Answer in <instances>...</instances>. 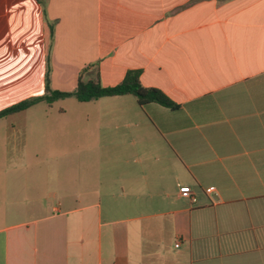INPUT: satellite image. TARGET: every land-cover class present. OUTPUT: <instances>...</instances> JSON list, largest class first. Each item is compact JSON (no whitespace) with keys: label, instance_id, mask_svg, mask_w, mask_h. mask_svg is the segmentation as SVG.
<instances>
[{"label":"crops","instance_id":"crops-1","mask_svg":"<svg viewBox=\"0 0 264 264\" xmlns=\"http://www.w3.org/2000/svg\"><path fill=\"white\" fill-rule=\"evenodd\" d=\"M84 69L177 109L88 102L104 154H13L57 101L1 118L0 264H264V0H0V111Z\"/></svg>","mask_w":264,"mask_h":264},{"label":"rangeland","instance_id":"rangeland-1","mask_svg":"<svg viewBox=\"0 0 264 264\" xmlns=\"http://www.w3.org/2000/svg\"><path fill=\"white\" fill-rule=\"evenodd\" d=\"M94 76V70H90L85 76ZM26 117L27 124L37 123L41 120L46 106L39 105L33 109ZM52 125H62L61 135L58 132V140L55 136L48 140L34 138L26 144H15L12 148L13 154H104L102 147V127L98 123V111L92 103H79L74 98H65L57 101L52 111ZM35 123V124H36ZM38 125V123L36 124ZM1 130V127H0ZM11 147V145H10ZM25 147V148H24ZM5 144L0 142V154H5ZM27 148V149H26ZM86 166V162L81 161L80 166Z\"/></svg>","mask_w":264,"mask_h":264},{"label":"trees","instance_id":"trees-1","mask_svg":"<svg viewBox=\"0 0 264 264\" xmlns=\"http://www.w3.org/2000/svg\"><path fill=\"white\" fill-rule=\"evenodd\" d=\"M87 72L88 70L84 69L79 74L76 88L72 92L52 91L49 87L48 77H46L44 92L41 96L29 98L0 111V119L24 112L41 102L51 105L65 98H74L79 103H88L101 98L132 96L136 99L139 106L153 103L171 110L177 109V105L161 91L143 87L139 81V72H128L119 84L112 87L101 85L96 69L94 70V76L88 74L89 78L86 79L84 76Z\"/></svg>","mask_w":264,"mask_h":264},{"label":"built area","instance_id":"built-area-1","mask_svg":"<svg viewBox=\"0 0 264 264\" xmlns=\"http://www.w3.org/2000/svg\"><path fill=\"white\" fill-rule=\"evenodd\" d=\"M205 192H206L207 194H210V193L212 192V189H211V188L206 189ZM179 194H180V196L183 197V198H187V199H190V200H192V201L194 200V198H193V194H192L190 188H188V187H181V188L179 189Z\"/></svg>","mask_w":264,"mask_h":264}]
</instances>
